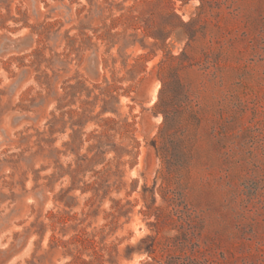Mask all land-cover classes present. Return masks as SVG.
Here are the masks:
<instances>
[{"label":"rangeland","instance_id":"obj_1","mask_svg":"<svg viewBox=\"0 0 264 264\" xmlns=\"http://www.w3.org/2000/svg\"><path fill=\"white\" fill-rule=\"evenodd\" d=\"M0 264H264V0H0Z\"/></svg>","mask_w":264,"mask_h":264},{"label":"bare ground","instance_id":"obj_2","mask_svg":"<svg viewBox=\"0 0 264 264\" xmlns=\"http://www.w3.org/2000/svg\"><path fill=\"white\" fill-rule=\"evenodd\" d=\"M152 94V93H151Z\"/></svg>","mask_w":264,"mask_h":264}]
</instances>
